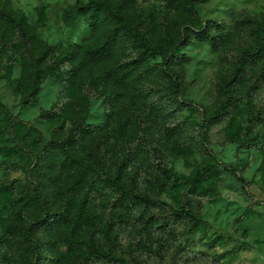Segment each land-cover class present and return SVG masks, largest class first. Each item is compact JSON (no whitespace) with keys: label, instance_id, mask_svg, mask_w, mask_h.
Instances as JSON below:
<instances>
[{"label":"rangeland","instance_id":"rangeland-1","mask_svg":"<svg viewBox=\"0 0 264 264\" xmlns=\"http://www.w3.org/2000/svg\"><path fill=\"white\" fill-rule=\"evenodd\" d=\"M181 1L121 5L159 52L133 66L124 63L140 48L129 39L108 65L82 60L89 32L74 0H7L23 36L0 21V103L14 116L0 108V264H117L96 253L128 264H264V0ZM257 40L259 55L241 65ZM201 117L209 150L250 199L203 150ZM129 191L149 202L129 203ZM180 207L196 219L174 214Z\"/></svg>","mask_w":264,"mask_h":264},{"label":"trees","instance_id":"trees-1","mask_svg":"<svg viewBox=\"0 0 264 264\" xmlns=\"http://www.w3.org/2000/svg\"><path fill=\"white\" fill-rule=\"evenodd\" d=\"M3 4H1V10H0V21L5 24L8 28L16 29L18 34L20 36H23L21 24L19 20L16 18H13L11 16V13L9 11V7L7 0H1ZM127 0H121L119 3L112 4L108 0H87L85 2H82L81 0H74L73 3V11L76 13L83 15L86 17V26L88 28V36L84 38L81 43L78 45V47L81 49L83 56L82 60L88 61L91 64H99V65H108L110 62H112L113 58L115 57L118 49L119 44L122 39H129L133 41L140 49L136 54V57L126 63L127 64H133V66H136L137 64L146 61L148 58L153 57L157 55L158 49L156 46L149 45L144 35L139 31V29L136 26H133L127 21V19L124 17L121 5L125 3ZM191 1H203V0H186L181 1L182 6L188 8ZM69 17V15L67 16ZM198 31V30H196ZM259 40H257L254 43L252 52L248 51L245 55L241 56L239 59V63L242 65L244 62H246V57L248 58L253 57L255 55H259V49L258 46ZM258 52V53H257ZM170 58V56H168ZM130 68V67H129ZM166 74L169 78V88L171 91V94L174 97L179 96V76L178 74L173 71L172 69L166 67ZM111 73V70H104L101 73L100 78L102 80H106L109 78ZM122 77H127L125 80V83H128L131 81V78H128V75L126 74H120L118 76V80L122 81ZM117 80V78H116ZM227 93V92H226ZM225 93V94H226ZM33 94V89L30 90L28 93L24 94L19 99V106L18 110L23 109V107L28 103L31 96ZM229 94L227 93V97ZM0 108L3 109L4 114L6 115V118L11 121L14 116L11 115L4 106L0 103ZM221 108V106H220ZM219 108V109H220ZM217 109L214 111L210 116L214 117V115L218 112ZM18 113L16 114V116ZM203 117H201V120L197 127V135L201 142L202 148L205 151L206 155L210 158L213 164L219 165L222 167V169L226 172H228L238 183L239 187L245 194L247 198L250 199L249 194L247 193V190L245 189V181L242 177H240L236 171V169L228 164H223L219 162L211 153L207 146L206 137H205V123ZM80 129V123L77 120L71 121V127L69 128V136L71 137L70 142H74L76 139L73 137V134L75 132H79ZM90 127L86 126L84 129L82 128L84 134L90 133L89 130ZM92 129V128H91ZM94 129V128H93ZM87 130V131H85ZM69 138L64 139V143L68 141ZM70 145V144H69ZM105 180L109 184V187L112 186H118L117 181L115 179L109 178L107 173L103 171ZM125 200H127L129 203L139 202L144 200L145 202H149V198L147 196L142 194H137L132 191H129L125 193V196H123ZM117 198V197H116ZM37 205L41 208V212L44 213L45 205L42 203V201L39 198H36ZM176 215H184L190 219H196V216L192 214L188 209H185L183 207H180L178 210L173 212ZM166 224L162 221V225ZM33 225V224H32ZM32 225H29L25 228V231L28 232ZM104 257L108 261H115L117 264H128L122 257L113 256L110 253L105 254H98Z\"/></svg>","mask_w":264,"mask_h":264}]
</instances>
